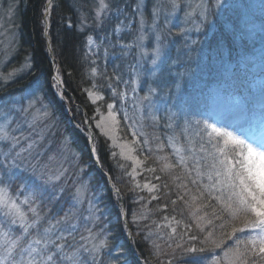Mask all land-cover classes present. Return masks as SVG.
I'll list each match as a JSON object with an SVG mask.
<instances>
[{
    "label": "rangeland",
    "instance_id": "374dc122",
    "mask_svg": "<svg viewBox=\"0 0 264 264\" xmlns=\"http://www.w3.org/2000/svg\"><path fill=\"white\" fill-rule=\"evenodd\" d=\"M88 1L90 4L92 3L93 9L96 0ZM113 1V3H119V15L116 8H114L109 17L105 19L102 27H87L81 31L85 35L84 49L90 61L91 69L93 67L97 68V74L95 75L90 70V84L82 90L84 98L89 102L91 108L94 131L105 140V151L109 160L116 163L119 169H125L124 174L128 177L129 184L133 188L134 194H136L135 200L138 204H141L139 205L140 208H143L147 213H154L153 209L156 208L159 213L156 226H160L169 235H173L172 228L175 227L179 236L181 237L182 235L183 240L187 243L193 242V246L197 247V244L198 246L201 245L198 237L197 240L191 242L188 237L201 234L205 239L207 233L201 232L195 227L196 221L191 216L192 209L185 204L182 205L194 224L191 229H186L185 225L191 223L181 219L171 211L173 199L171 202L168 200H165L164 203L162 201L159 202L165 195L171 194L172 197H175L177 193L184 194V189L180 187L181 183L186 184L189 180L196 179L195 174L190 177L186 176L185 172L180 168L161 171L165 161L160 160L159 157H167L168 162L177 163V157L172 147L168 146L167 140L168 137L176 136L180 129L176 128L175 124H173L172 128L167 127L170 123L167 115L169 112L177 113L180 117L179 123L182 125L185 117L200 119L208 118L210 115L215 114L211 103L213 98L216 100V106L230 110L237 109L235 105L237 100H239L246 106V111L240 113L239 119L234 121L235 126L227 127L216 116L217 120L231 131H236L241 122L246 120L247 123L244 126L248 129L249 135H261L258 114L262 104L258 97L264 94V0H221L222 6L210 12L207 20L198 31L194 27L188 28L184 23L185 12L190 11L187 5L191 4L194 6L198 3V0H182L183 6L170 17L169 31L163 30L164 14L161 13L157 23L160 26L162 35L163 55L158 61L159 68L156 70V76H151L153 66L149 62H140V71L144 73L142 79L145 82V88L147 83H151L153 87L159 90V94L154 98L155 109L153 113H148L146 110H138L134 106L133 97L136 95L142 96L144 94L143 91L132 93L130 87L126 88L121 84L118 86L117 91H126V96L123 98L114 97L111 93L109 100H104L103 95L98 90L95 80L99 78V75L109 74L108 76H110L113 71H116L123 75V79L130 80V67L137 63L138 50L134 47L131 49L121 47V44H129L133 41L136 35L137 21L133 20L131 28L122 27L118 33L113 31L117 23L122 20L127 23L132 18V8L130 6L134 5L137 0ZM140 2L145 5L144 11L150 17L153 4L164 3L166 0H140ZM210 2L215 3V0H210ZM21 3L20 0H0V110L7 111V107L13 105L16 108H19L21 104L26 105L28 100L32 98L29 93L36 89L37 85L40 86L38 94L41 96L43 104L47 107L50 118L43 122H37L32 126L16 118L12 127L16 128L17 123L20 124L19 129L13 133L16 136H23L24 139L21 140L20 147H27L29 142L35 141L34 154L35 152L41 153L45 162H47L48 156L54 155L58 161L63 162L64 168L67 169L66 176L62 181L65 187L63 199L59 203L53 201L47 204L49 216H63L66 212L72 211L73 219L71 224L77 229V239L81 234L87 235L85 229L89 228L93 232L103 229L104 236L108 238L110 224L109 226L107 225V222L104 221L103 212H100L97 207L98 194L97 191H93L90 183L93 174L87 172V164L82 163L78 149L73 150L71 148L70 137L62 130L53 109L43 95L41 78L39 79V76H36L22 86H11L19 80V77L26 75L30 70V58L28 55L15 66L12 65L13 57H15L20 46L19 14L22 6L25 5ZM52 3L51 0V5H49V0H44L42 7L43 35L46 38L49 60L52 63L51 78L53 82L49 85L48 93L53 94L57 102L63 106V110L68 115L67 120L70 125L89 139L85 121L83 124L73 121L68 101L63 94L64 88L62 89L57 85L55 80L57 79L62 84V77L55 65L50 44L48 47L47 43V40L49 42L48 27ZM46 7L48 9L47 17H45ZM124 13H128V15L125 16ZM91 14L89 16L90 19ZM148 23H151V19H149ZM180 28H188V30L183 34H178ZM89 35L93 37L95 44H88L87 37ZM117 41L120 43H117ZM97 45H99V49H97ZM154 45L155 36L153 35L149 40L145 41V46L152 48ZM105 48L108 49L106 57L104 55ZM97 51H99V58L96 55ZM93 60L95 64L92 63ZM25 64L28 67L21 70V66ZM13 70L19 71L15 72L13 79L7 80L8 73L13 72ZM179 73L186 74L181 78L178 75ZM239 81L246 82L242 91L239 90L237 85ZM178 84L179 86H177ZM89 93H92V95H89ZM96 96L102 98L96 99ZM110 103L114 106L113 111L118 121L116 124L113 123L112 118L109 116L107 105ZM153 114L160 119L154 122L151 118ZM125 115L129 119H125ZM133 131L137 133L135 137L137 143L135 145L132 144L134 139L132 136ZM157 137L159 139H156ZM204 139L206 141L207 137ZM160 142L165 145L163 149L157 147ZM176 142L185 148L183 154L185 156L189 155L184 137L179 136ZM93 145V152H90V156L98 160L95 141H93ZM9 147L10 145L7 142L0 141V152L7 151ZM196 147L199 148L198 143ZM205 148L207 153L214 152V149L207 143ZM197 155H206V153H197ZM137 160L142 163H137ZM210 164L211 158L208 157V166ZM191 166V161H189V167ZM151 169H155V171H151ZM206 170L207 166L201 168V171ZM156 177H159V179H156ZM79 181L87 184L88 198L83 203L76 204L72 199L73 184ZM198 183L203 188L213 183V181H209L208 176L203 175L198 180ZM152 185H156V187L149 191ZM164 185H167V187H164ZM190 186H192L194 193L195 186L191 184ZM111 187L116 190L113 184H111ZM169 187H176L177 193L173 192ZM113 193L115 200H120L119 193L115 191ZM216 195H219V191L213 192V198ZM186 197V200H191L190 196ZM89 201H91V206ZM133 203L135 204V202ZM116 208L121 214L124 234L128 242H130L132 233L128 227L121 202L116 205ZM139 214V211H137L134 221L132 220L138 231L142 227V218H139ZM173 217H175V220L172 219ZM101 220L103 221L102 223ZM112 221L111 225L116 228V219H112ZM175 221H180V223L177 224ZM170 224L171 226H169ZM160 231L164 232L163 230ZM160 231L156 238L162 243L165 238H163ZM153 242L155 243V241ZM158 245L160 246V243ZM222 249L219 251L220 254H217L215 250H212L211 254L205 252V255L207 254L206 258L210 262L213 255L223 258L224 252ZM113 252H115V249H113ZM196 253L193 254H200L203 257V254ZM85 256L89 261L91 260L88 254H85ZM140 262V264H145L141 260ZM199 262L201 263L200 260Z\"/></svg>",
    "mask_w": 264,
    "mask_h": 264
},
{
    "label": "snow or ice",
    "instance_id": "6c2138e0",
    "mask_svg": "<svg viewBox=\"0 0 264 264\" xmlns=\"http://www.w3.org/2000/svg\"><path fill=\"white\" fill-rule=\"evenodd\" d=\"M182 6V0H166L164 3L153 4L149 17L144 11L145 5L137 0L130 6L132 18L127 23L122 20L116 24L113 31L118 33L122 27L131 28L133 20L137 21L133 41L129 44H121V47L124 49L134 47L138 51L137 63L130 67V80L123 79V75L116 71L110 76H104V79L109 81L107 87L111 89L114 97L123 98L127 95L126 91H117L121 84L126 88L130 87L132 93L143 91L142 96L133 97L134 106L138 110L153 113L154 98L159 94V90L151 83H147L145 88L140 62H149L153 66L151 76H156L158 61L163 55L162 35L157 22L163 13V30L169 31L170 17ZM221 6V0H215V3H211L210 0H198L194 6L189 4L187 7L190 11L185 12L184 23L188 28L194 27L198 31L210 12ZM112 10L113 0H96L91 10V19L88 14H81L80 30L83 31L87 27H102ZM116 11L119 15V6L116 7ZM47 12L46 7L45 17ZM124 15L127 16L128 13ZM149 19H151L150 24ZM68 26L72 27L71 20L68 21ZM188 28H180L178 34L185 33ZM153 35L155 45L148 48L145 46V41ZM87 41L89 45L95 44L91 35L87 37ZM107 53L108 49L105 48V57ZM96 55L99 58V51ZM92 63L95 64V61L93 60ZM27 67V64L22 65L21 70ZM16 71L19 70L8 73L6 79H13ZM91 72L97 74V68L93 67ZM185 74L178 75L182 78ZM39 87L37 85V88L29 93L32 98L26 105L21 104L19 108L15 105L5 106L7 111L0 110V141L10 145L7 151L0 152V264H102L101 250L107 247V237L104 236L103 229L97 232H93L90 228L85 229L87 235L81 234L77 239V229L71 224L72 211L66 212L63 216H49L47 204L53 201L59 203L65 192L62 181L67 169L64 168L63 162L58 161L54 155L48 156L45 162L41 153L34 154L35 141L29 142L27 147H20L23 136L13 134L20 127L19 123L16 128L12 127L16 118L21 122L29 123L30 126L50 118V113L38 94ZM101 98L96 96V99ZM211 103L216 104L215 98ZM113 107L111 103L107 105L109 116L116 124L118 121ZM235 107L241 113L246 111V106L239 100ZM124 118L129 119L127 115ZM151 118L154 122L160 119L154 114ZM167 119L170 121L167 127L172 128L175 124V127L180 129L176 136L168 137L167 140L168 146L172 147L177 157V163L172 164L168 162L167 157H159L160 160L165 161L161 171L180 168L186 176L195 174L196 179L189 180V183L195 186V192L181 183L180 187L184 189V194L177 193V199L192 209L191 216L196 221L195 227L207 233L203 241L206 247L184 248L178 243L176 248L182 253L211 254L212 250L221 249L224 245L223 258L213 255L210 264H264V104L261 105L258 117L260 136L249 135L248 129L244 126L246 120L241 122L236 131H231L217 120L215 114L200 119L185 117L182 125L179 123L180 117L177 113L169 112ZM136 135L137 133L133 131V145L137 143ZM179 136H183L187 144L189 150L187 156L183 154L185 148L176 142ZM205 137H207L206 141ZM197 143L199 148L196 147ZM206 143L214 149L213 153L206 152ZM164 146L163 142L157 144L160 149ZM197 153H206V155H197ZM208 157L211 158L210 166H208ZM137 163L142 162L137 160ZM203 166H207L206 171H201ZM203 175H207L209 181L213 183L202 188L198 185V180ZM155 187L156 185H152L149 191ZM73 189L72 199L76 204L83 203L88 198V186L83 181L74 183ZM216 191H219V195L214 197L216 203L213 204L210 201L213 200V192ZM186 195L190 196L191 200H186ZM89 204L91 206V201ZM172 204L175 205L176 201H172ZM172 219L175 220V217ZM214 221H220V224L217 226ZM175 222L180 223V221ZM192 226V224L185 225L186 229H191ZM217 227L221 239H216ZM229 228L231 231L226 232ZM172 234H177L175 227L172 228ZM237 234H244L245 238L239 239ZM233 238H236L233 247L225 245L226 239ZM188 239L195 241L197 236L190 235ZM85 254L91 257L90 261Z\"/></svg>",
    "mask_w": 264,
    "mask_h": 264
},
{
    "label": "trees",
    "instance_id": "16d2710c",
    "mask_svg": "<svg viewBox=\"0 0 264 264\" xmlns=\"http://www.w3.org/2000/svg\"><path fill=\"white\" fill-rule=\"evenodd\" d=\"M20 1L22 5L25 4L22 6L19 14L18 30L20 34V46L15 57H13L12 65L15 66L28 55L30 58V70L26 75L19 77V80L11 86H22L36 76H39V79L41 78L40 81L43 84L44 97L53 109L62 130L70 137L73 145H78L76 148L84 161L82 163L87 164V172L89 173L91 171L90 173L93 174L90 183L93 191H97L98 194L97 207L100 212H103L105 216L104 221L107 222V225L109 226L110 224L107 247L101 251L102 264H139L135 260L133 253L141 258L145 264H170V262L171 264H210L205 252L201 253L203 254V257H201L200 254H197L198 252L196 253L197 255L193 254V252L182 253L181 250L176 248L178 243L182 244L184 248L192 247L194 244L191 241L192 244L187 243L183 238L181 239L178 231L177 235H169L160 226H156L159 215L156 208L153 209L154 213H147L143 208H140L139 205L141 204H138L135 200L136 194H134V190L129 184L128 177L124 174L125 169H119L116 163L109 160L105 151V140L94 131L93 141H95V148L101 169L95 167L91 161L89 146H86V137L84 136V138L78 130L70 125L67 120L68 115L63 110V106L57 102L53 94L48 93L49 85L53 81L51 78L52 63L49 60V50L47 49L46 38L43 35L42 7L44 0ZM52 2L53 5L49 14L50 24L48 27V36L55 64L62 77L63 86L66 89L63 94L68 101L73 121L83 124L84 117H87L91 124V108L82 93L84 87L88 86L91 81V64L85 53V35L79 28V18L82 13L90 16L92 13V3L90 4L88 0H52ZM117 6H119V3H113V9ZM69 20L72 22L71 28L68 26ZM106 75L108 76L109 74ZM106 75H99V78H96L95 81L104 100H109L112 91L107 87L109 81L104 79ZM243 81L237 82L239 90L241 91L244 89V84L246 83ZM82 107L85 111H83ZM104 172L109 175L112 184L119 190L118 195L120 196V200H115L114 193L109 190ZM181 180L184 182L183 179ZM186 184L189 189L193 190L189 182H186ZM198 185L200 184L198 183ZM169 189L177 193L176 187H169ZM186 196L185 199L187 198ZM172 199L176 201L175 205L172 204ZM165 200L170 201L171 205H173L171 211L181 219L191 223L194 227L186 209L182 207L184 203L177 199V194H175V197H172L171 194L165 195L159 202L162 201L164 203ZM120 202L125 211L128 227L131 229L132 238L130 242H128L124 234L121 214L117 211L118 208H116V205ZM210 202L213 204L216 203L215 199ZM137 211L140 213L138 215L139 218H142L140 231L136 229V226L132 222ZM112 219H116L117 221L116 228H113L114 226L111 225L113 223ZM214 224L218 226L220 221H214ZM159 231L163 235V238H165L162 243L156 238V235L160 234ZM230 231V228L226 229V232ZM215 236L216 239L222 238L218 227L216 228ZM237 236L239 239L245 238L244 234H237ZM197 237L201 243L199 246L197 244V247H206L203 243L205 239L202 235L200 234ZM235 239H226L225 245L233 247L235 245ZM158 243H160V246ZM223 247L224 245L221 246V248ZM113 249H115V252H113ZM214 250L217 254H220L219 251L221 249Z\"/></svg>",
    "mask_w": 264,
    "mask_h": 264
},
{
    "label": "bare ground",
    "instance_id": "6f19581e",
    "mask_svg": "<svg viewBox=\"0 0 264 264\" xmlns=\"http://www.w3.org/2000/svg\"><path fill=\"white\" fill-rule=\"evenodd\" d=\"M65 91H66V89H65ZM258 99L260 100L261 104H264V94L259 96ZM82 109H83V111H85V109L83 107H82ZM212 110L214 111L215 115L219 118V120L222 123H224L227 127L233 126V125L235 126L234 121L239 119V115L241 113L238 109H232V110L223 109V108H219V106H216V105L212 106ZM229 124H232V125H229ZM85 125L88 129L87 133L89 135V139L87 136H86V138L83 136L85 139H87L86 140V146L88 145L89 147H94V145H93L94 127H93V123H92V118H91V124H90L89 119H88V121H87V123H85ZM71 144H72V141H71ZM77 146L78 145L72 144L71 148L73 150H77V148H76ZM91 150H92V148H91ZM93 156H94V153H93ZM96 156L98 157L97 152H96ZM80 159H81V161H83L82 157ZM90 174H92V173H90ZM106 182H107V179H106ZM107 185H108V187L110 186V184L108 182H107Z\"/></svg>",
    "mask_w": 264,
    "mask_h": 264
},
{
    "label": "water",
    "instance_id": "95a60500",
    "mask_svg": "<svg viewBox=\"0 0 264 264\" xmlns=\"http://www.w3.org/2000/svg\"><path fill=\"white\" fill-rule=\"evenodd\" d=\"M47 43H48V47H49V42H48V40H47ZM61 88L63 89V87H62V85H61ZM64 90V89H63ZM107 181H108V183L110 184V190L111 191H115V192H117L115 189H113L112 187H111V182H110V179H109V177H107ZM137 260H138V262H140V259L139 258H137ZM141 263V262H140Z\"/></svg>",
    "mask_w": 264,
    "mask_h": 264
}]
</instances>
